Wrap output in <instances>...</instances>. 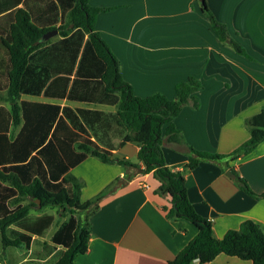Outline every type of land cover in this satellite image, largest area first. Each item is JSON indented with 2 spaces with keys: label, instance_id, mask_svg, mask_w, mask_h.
Wrapping results in <instances>:
<instances>
[{
  "label": "trees",
  "instance_id": "16d2710c",
  "mask_svg": "<svg viewBox=\"0 0 264 264\" xmlns=\"http://www.w3.org/2000/svg\"><path fill=\"white\" fill-rule=\"evenodd\" d=\"M90 0H0V244L29 250L35 237L55 225L48 240L38 239L37 261L73 264L88 248L89 217L106 189L81 201V180L72 169L88 155L118 162L129 180L151 172L154 192L170 196L169 218H186L196 234L165 264H210L220 252L264 264V232L251 219L212 234L211 219L199 214L187 195L181 171L172 170L163 154L165 143L180 140L173 118L189 100L197 106L200 81L189 76L175 84L173 97L155 92L139 96L124 79L120 62L95 28L99 12L115 6H94ZM198 1L218 38L250 57L215 16L206 0ZM57 33L47 39L49 30ZM23 94L66 98L87 104L115 105V111L22 98ZM249 137L227 153L190 148L187 166L200 159L226 161L250 152L264 138V105L245 118ZM114 139H118L116 142ZM138 143V162L113 157V149ZM241 189L255 198L247 180L233 171ZM39 199L40 206H37ZM49 208L50 212L43 211ZM56 214L63 217L57 219ZM3 253L0 255V260ZM48 257V258H46ZM33 262L29 257L24 262Z\"/></svg>",
  "mask_w": 264,
  "mask_h": 264
},
{
  "label": "crops",
  "instance_id": "0c3cea01",
  "mask_svg": "<svg viewBox=\"0 0 264 264\" xmlns=\"http://www.w3.org/2000/svg\"><path fill=\"white\" fill-rule=\"evenodd\" d=\"M89 2L115 6L97 14L95 28L119 59L121 73L135 94L160 92L173 97L177 82L189 76L200 81L194 93L197 106L189 100L173 118L180 140L162 148L167 165L184 175L187 195L196 211L211 219L213 236L221 238L246 219L256 222L264 232V196L249 195L234 173H227L236 170L254 192L263 191L264 138L250 152L232 160L200 159L193 168L186 165L194 155L190 148L227 153L249 137L245 118L264 105V0H206L250 57L218 38L197 0ZM21 97L116 109L110 104L43 95ZM138 149V143L126 142L113 149V157L128 158L142 166L136 157ZM72 171L81 180V201L107 190L89 217L88 248L75 256L73 264H165L197 232L188 219L166 216L170 196L154 192L159 182L151 172L137 173L127 180L121 164L103 162L92 155ZM31 248L22 258L10 252L9 260L2 259L0 264H20L29 258ZM210 264L253 262L220 252Z\"/></svg>",
  "mask_w": 264,
  "mask_h": 264
},
{
  "label": "rangeland",
  "instance_id": "374dc122",
  "mask_svg": "<svg viewBox=\"0 0 264 264\" xmlns=\"http://www.w3.org/2000/svg\"><path fill=\"white\" fill-rule=\"evenodd\" d=\"M43 211L50 212V209L49 208H44ZM51 211L55 212V210H51ZM55 215H56L58 220L63 218V217L59 216L58 214H56V212H55ZM54 227H55V225L51 226V228L47 230L46 234L43 237H38L37 239H40L41 241L45 240V239L48 240L51 232L54 230ZM1 247L2 246L0 244V248ZM38 249H39L38 240H35L33 242L32 248L30 250V254L28 255V257H33V259H35V261H33V262H30V261L29 262H24L23 264H39V262L37 261L38 256L43 257L44 255H43V253H42V255H40V253L37 254L36 251ZM12 251H14L17 254V257H19V258H22L23 255L26 254V252H27L24 248L6 247L5 249H3V252H2L3 253V255H2L3 257L2 258H4L5 261L9 260V253L12 252ZM46 258H48V257H46ZM53 259H54V257L52 256L51 258H49V262L48 261L47 262H41V264H50V261H52Z\"/></svg>",
  "mask_w": 264,
  "mask_h": 264
},
{
  "label": "water",
  "instance_id": "95a60500",
  "mask_svg": "<svg viewBox=\"0 0 264 264\" xmlns=\"http://www.w3.org/2000/svg\"><path fill=\"white\" fill-rule=\"evenodd\" d=\"M200 1H203V0H200ZM56 33H57V30H56V29L46 31V32L42 35V39H47V38H49V37L55 35ZM227 173H228L229 175H231V176L233 175V172L230 171V170H227ZM36 202H37V206L39 207V206H40V204H39V199H36Z\"/></svg>",
  "mask_w": 264,
  "mask_h": 264
}]
</instances>
